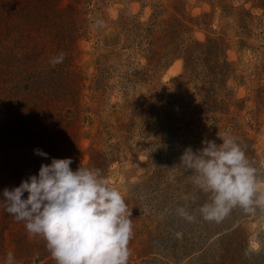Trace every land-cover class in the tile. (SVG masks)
I'll list each match as a JSON object with an SVG mask.
<instances>
[{
	"label": "rangeland",
	"instance_id": "obj_1",
	"mask_svg": "<svg viewBox=\"0 0 264 264\" xmlns=\"http://www.w3.org/2000/svg\"><path fill=\"white\" fill-rule=\"evenodd\" d=\"M225 130L264 184V0H0V264H55L2 201L52 158L125 195L128 264H264V213L205 221L180 164Z\"/></svg>",
	"mask_w": 264,
	"mask_h": 264
},
{
	"label": "clouds",
	"instance_id": "obj_2",
	"mask_svg": "<svg viewBox=\"0 0 264 264\" xmlns=\"http://www.w3.org/2000/svg\"><path fill=\"white\" fill-rule=\"evenodd\" d=\"M63 59L61 53L50 64L55 67ZM216 136L222 143L205 140L201 148L188 147L180 157V164L191 173V184L208 196L195 211L205 221L216 223L236 208L245 214L254 215L257 209L264 213V184L257 169L228 130ZM33 151L48 158L38 148ZM72 163L71 158H52L19 186L5 188V212L23 222L29 235L46 242L55 264H128V245L134 233L125 195L100 169L80 165L73 171ZM183 199L194 203L197 198L185 195ZM176 211L189 222L196 219L186 206ZM14 261V254L8 252L6 264Z\"/></svg>",
	"mask_w": 264,
	"mask_h": 264
}]
</instances>
